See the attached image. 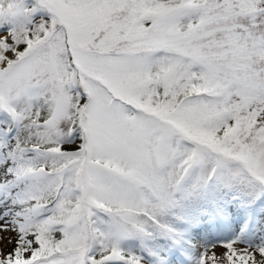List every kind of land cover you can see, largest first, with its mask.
Here are the masks:
<instances>
[{"label": "snow or ice", "instance_id": "obj_1", "mask_svg": "<svg viewBox=\"0 0 264 264\" xmlns=\"http://www.w3.org/2000/svg\"><path fill=\"white\" fill-rule=\"evenodd\" d=\"M0 264H264V0H0Z\"/></svg>", "mask_w": 264, "mask_h": 264}, {"label": "rangeland", "instance_id": "obj_2", "mask_svg": "<svg viewBox=\"0 0 264 264\" xmlns=\"http://www.w3.org/2000/svg\"><path fill=\"white\" fill-rule=\"evenodd\" d=\"M9 247H11V246H9Z\"/></svg>", "mask_w": 264, "mask_h": 264}]
</instances>
